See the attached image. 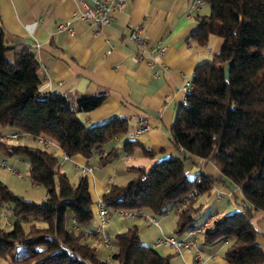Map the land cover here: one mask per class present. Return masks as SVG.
I'll list each match as a JSON object with an SVG mask.
<instances>
[{"label":"trees","instance_id":"obj_1","mask_svg":"<svg viewBox=\"0 0 264 264\" xmlns=\"http://www.w3.org/2000/svg\"><path fill=\"white\" fill-rule=\"evenodd\" d=\"M205 1L211 12L199 16L194 35L204 43L215 33L223 44L196 65L192 90L179 104L171 134L178 152L157 158L150 167L139 166L125 184L111 182L102 199L111 209L162 213L173 207L178 211L176 231L182 232L196 225L203 204L198 196L210 194L221 180L204 169L191 175L186 161L192 156L214 161L222 180L238 186L242 196L234 210L203 228L205 237L211 242L229 239L225 264H263L264 248L253 218L257 209H264V0ZM5 34L0 20V126L35 139L52 138L69 156L90 157L100 151L101 163L108 162L117 149L104 152V146L129 130L128 117L112 115L88 124L80 112L102 104L106 90L77 95L42 90L36 52L22 44L10 59ZM138 145L148 155L156 153L133 138L124 146L131 151ZM0 147L27 159L31 179L47 190L41 201L28 199L0 178V208L10 203L13 214L6 227L0 212V256L12 264H172L171 254L144 242L136 225L111 236L110 256H100L89 239L97 211L88 174L72 181L60 167L59 154L45 145L0 137ZM18 244L25 247L23 255L15 252Z\"/></svg>","mask_w":264,"mask_h":264},{"label":"crops","instance_id":"obj_2","mask_svg":"<svg viewBox=\"0 0 264 264\" xmlns=\"http://www.w3.org/2000/svg\"><path fill=\"white\" fill-rule=\"evenodd\" d=\"M92 2L0 0V20L10 45L7 50L10 59L15 57L16 47L22 44L36 52L41 62L39 72L42 76V90H59L77 95L104 89L107 92L105 101L94 109L81 111L82 118L90 124L106 120L112 115L128 117L129 130L116 134L104 146V152L113 147L117 149V154L106 163H101L100 151L90 157L82 153L66 155L60 144L50 138V148L66 159L60 167L67 174L72 162L77 168L78 164L92 165V169L86 173L96 203L111 182L125 184L139 173V166L150 167L157 158L173 151L178 152L171 134L179 104L183 100V85L188 78L193 77L194 69L200 61L213 57L221 50L223 37L211 33L208 40L201 43L194 35L199 16L211 12V5L205 0H126L125 7L115 13L113 21L102 26L74 16L76 10ZM62 22H69L74 31L61 27ZM136 25L141 27V34L149 41L143 61H136L133 57L137 43L131 37V31ZM160 43L166 44L163 53L154 49ZM151 55L157 59L153 65L146 61ZM143 122H147L150 129L132 136L130 132L136 131ZM8 131L6 127L0 126V134ZM130 138L139 140L156 153L146 154L141 145L126 151L124 145ZM186 166L191 175L204 169L221 179L207 196L215 202L198 220L195 217L196 224H201L211 214L212 222L215 217L236 208L237 198L242 196L241 190L235 185L228 186L222 180L223 173L214 161L192 156L186 161ZM217 201L223 204L220 208ZM172 211L178 215L177 209L173 207L162 213L143 208L134 209L132 213L124 214L127 216L122 224L124 227L115 230L136 225L141 239L152 244L156 237L167 232L164 221L171 219L169 214ZM115 213L119 212L112 211L107 215L104 226L110 236L114 229L109 225V219ZM147 214L155 215L158 222L152 221ZM96 216L94 226L101 223L98 213ZM253 220L259 229L258 242L264 248V209H257ZM187 230L173 233L188 237ZM89 238L104 246L98 236L92 235ZM229 242L226 238L208 241L202 230L198 244L203 250L205 264H225V249ZM104 247L100 251L101 256L108 258L112 247ZM162 247L165 250L163 253L171 254L172 264H202L195 257V248L179 251L169 246Z\"/></svg>","mask_w":264,"mask_h":264},{"label":"built area","instance_id":"obj_3","mask_svg":"<svg viewBox=\"0 0 264 264\" xmlns=\"http://www.w3.org/2000/svg\"><path fill=\"white\" fill-rule=\"evenodd\" d=\"M198 2L202 0H197ZM126 0H93L91 4H85L83 9L76 10L74 12V16L82 17L85 19L90 20L92 23L102 26V25H108L110 24L113 19L115 18V13L118 10H122L125 7ZM61 27H68V29L73 32L74 27L69 24V22H62L60 24ZM131 37L136 41L137 43V50L134 52L133 57L136 61H143L145 60L144 51L146 49L147 44L149 41L147 38L141 34V27L139 25L134 26L133 30L131 31ZM155 50H157L159 53H163L166 49V44H159L156 47H154ZM147 63L150 65L155 64L157 59L154 57V55H151L147 58ZM193 86L192 78H188L186 82L183 85V100H186L187 95L191 92ZM150 129V125L147 122H143L140 124V126L137 128L136 131L130 132L132 136L139 132H143ZM20 133L17 131L14 132H7V133H1L0 137L3 139H7L12 141V138L20 137ZM39 140L44 143L45 146L50 147L51 145V139L45 135H41L39 137ZM2 164H6V160L1 162ZM79 169H81L83 172H88L92 169V165L89 163L85 164H78L77 165ZM21 174V173H20ZM140 209V208H135ZM134 209L131 208H123V207H117L115 209H111L102 199V197L98 198L96 201V211L101 217V223L95 227V229L91 230V234L94 236H98L101 242L106 246H111V236L106 232L104 226L107 222V215L112 213V211H116L122 214H130L133 212ZM178 210H180V207H178ZM149 218L154 221L158 222V219L153 214H147ZM213 218V214L209 215L201 224L194 225L188 228L187 234L188 237H181L177 235L176 233H167L163 232L161 235L156 237L152 241V245L155 247L158 246H169L175 250H191L192 248H195V257L202 263L205 264V258L203 255V250L198 244V236L199 233L208 226L211 223V220ZM4 219L7 223H10V217L8 213L4 214Z\"/></svg>","mask_w":264,"mask_h":264},{"label":"rangeland","instance_id":"obj_4","mask_svg":"<svg viewBox=\"0 0 264 264\" xmlns=\"http://www.w3.org/2000/svg\"><path fill=\"white\" fill-rule=\"evenodd\" d=\"M8 141L13 142V143L21 142V143H29L32 145H44L42 141H40L39 139L32 138L29 135H21L20 137L12 138V141L11 139ZM2 151H5V152L2 153ZM4 158L7 159L6 164L1 163L2 161L5 160ZM59 158H60V164L64 160H66L62 154H59ZM0 163H1L0 164V178L4 182H6L8 186L11 189H13L16 193L21 194L28 199H33L37 201H41L46 197L47 195L46 187L43 184L35 183L31 179L29 175V161L27 159L17 154H11L4 148L0 147ZM71 164H72L71 169L68 175L72 181L77 182L79 180L80 175L83 173V171L81 169H78L75 163L72 162ZM62 167L64 169V166ZM218 195L221 197L220 193H218ZM207 196H208V193L205 192L200 195V198H198V203L203 202L204 206L196 213L195 217L197 220L199 219V217H201L202 213L205 212V210H207V208H209V206L215 202V201H211ZM218 203H219V208H220L223 204H221V201H219ZM222 203H224V200L222 201ZM0 212L2 215L1 217L2 224H4L6 227H10L11 224H7L5 222L4 214L8 213L10 218H13L11 204L10 203L4 204L0 208ZM96 215L97 214H95V218L97 217ZM169 215L171 216V219H167L166 221H164V223L166 225L167 233H173L177 230V225L174 226V221H176L177 223L178 215L176 214L175 211H172ZM126 218L127 216H125L122 213H115L113 216H110L109 225L112 226V229H114L112 230L113 234H111V236H114L116 235L117 232L123 231L127 229V227H129V226H125V228L124 229L122 228V230H119V231L115 230L116 228L124 227V225L122 224L124 223L123 221L126 220ZM90 240L95 246H97L98 253L101 256L100 251L101 249L105 248L104 247L105 245L103 246L98 241H94L92 239ZM158 249L161 252L165 251L162 246H159ZM105 250L109 251V249L107 248ZM15 252L17 253V255H23L25 253L24 245L18 244L16 246ZM9 263L11 262L9 261V258L7 256H0V264H9Z\"/></svg>","mask_w":264,"mask_h":264},{"label":"water","instance_id":"obj_5","mask_svg":"<svg viewBox=\"0 0 264 264\" xmlns=\"http://www.w3.org/2000/svg\"><path fill=\"white\" fill-rule=\"evenodd\" d=\"M227 73L229 74V68H227Z\"/></svg>","mask_w":264,"mask_h":264}]
</instances>
